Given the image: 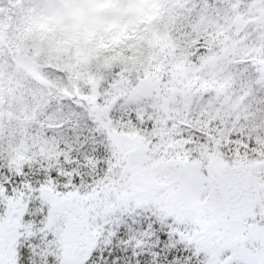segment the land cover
<instances>
[{
	"label": "snow or ice",
	"instance_id": "snow-or-ice-1",
	"mask_svg": "<svg viewBox=\"0 0 264 264\" xmlns=\"http://www.w3.org/2000/svg\"><path fill=\"white\" fill-rule=\"evenodd\" d=\"M0 264H264V0H0Z\"/></svg>",
	"mask_w": 264,
	"mask_h": 264
},
{
	"label": "rangeland",
	"instance_id": "rangeland-1",
	"mask_svg": "<svg viewBox=\"0 0 264 264\" xmlns=\"http://www.w3.org/2000/svg\"><path fill=\"white\" fill-rule=\"evenodd\" d=\"M103 7H109V5H104ZM112 7H116V6H112ZM148 7H155V5H150ZM141 5H136V4H127L124 5L122 8V11L124 13H129V12H141ZM119 10V9H118ZM144 14L141 12V19L143 18ZM153 17L152 16H148L147 19L151 20ZM140 21L138 20L137 23H139ZM29 28H27V33H29L30 31ZM33 32V31H32ZM23 36L22 34H20V32L18 33H14L12 37H9V40L11 41V47H8L7 43H6V47L8 48L7 50V55L11 56L13 61L19 65L18 67V71L20 73V76L23 80H26L28 77H32L34 76L35 78L41 80L43 78L39 77L40 76V71L38 70L37 66L35 65L34 61L28 57V54L26 51H23V49L20 46V41L23 40ZM41 41V39H37L34 42L39 44ZM48 46V43L46 44V47Z\"/></svg>",
	"mask_w": 264,
	"mask_h": 264
},
{
	"label": "trees",
	"instance_id": "trees-1",
	"mask_svg": "<svg viewBox=\"0 0 264 264\" xmlns=\"http://www.w3.org/2000/svg\"><path fill=\"white\" fill-rule=\"evenodd\" d=\"M28 31H30V30H28ZM20 34H22V36H23L24 38H23L22 41H20V43H19L20 46H19V47H21V48L23 49V51H26V52H27V48H28L29 46H31L35 40H37V39H39V38L41 39V37H40L37 33H35V32L30 31L29 33H27V27L23 28V29L20 31ZM47 43H48L47 41H44L42 47H44V48L46 49V48H47V47H46V44H47ZM40 73H41V72H40ZM32 77L35 78L34 76H32ZM39 77L42 78V73L40 74ZM35 79H36V80H39V79H37V78H35ZM42 79H43V78H42Z\"/></svg>",
	"mask_w": 264,
	"mask_h": 264
}]
</instances>
